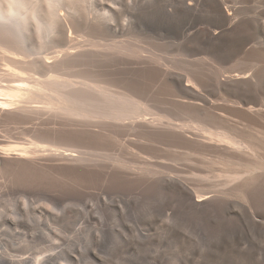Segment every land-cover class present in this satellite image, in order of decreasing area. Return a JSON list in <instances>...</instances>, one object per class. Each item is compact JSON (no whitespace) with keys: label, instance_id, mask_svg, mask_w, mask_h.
Wrapping results in <instances>:
<instances>
[{"label":"rangeland","instance_id":"1","mask_svg":"<svg viewBox=\"0 0 264 264\" xmlns=\"http://www.w3.org/2000/svg\"><path fill=\"white\" fill-rule=\"evenodd\" d=\"M185 1L194 8H185ZM100 2L109 9L100 10ZM18 6L19 26L15 29L24 52L12 56L31 68L43 57L54 61L66 51L60 45L63 31L52 40L44 17H73L77 26L65 35L70 34L80 46H73L69 52L86 49L91 53L78 66L59 73L61 85L82 88L110 103L114 98V104L121 102L129 111L125 110L128 116L65 114L34 117L26 123L0 121L2 140L30 145L41 137L49 149L43 159H55L52 152L59 151L68 160H76L86 174L58 173L55 169L22 174L0 166V264H264V196L257 205L244 202L242 191L237 190L243 179L227 182L220 158L182 137H206L208 126L221 127L227 125L225 121L245 125L239 113L224 108L230 105L228 99L241 102L245 96L264 95V0H228L241 28L238 41L222 46L214 45L205 35L221 18L202 0H18ZM12 15L11 20H15ZM87 19L95 25L94 30L84 27ZM244 41L262 53V58L248 60L239 55L238 45ZM0 44L3 48L6 44L2 37ZM0 60V69H4L1 54ZM218 71L223 76L258 74L261 83H256L253 92L224 95L217 82ZM172 73L196 76L200 80L197 89L203 93L194 96L171 83L168 79ZM34 77L41 82L48 80L44 74ZM220 107L222 111H217ZM195 116L205 117L203 123L198 118L193 120ZM69 136L80 142L68 140ZM49 163L45 162L47 168H54V163ZM188 188L190 193L212 201L197 207Z\"/></svg>","mask_w":264,"mask_h":264},{"label":"bare ground","instance_id":"2","mask_svg":"<svg viewBox=\"0 0 264 264\" xmlns=\"http://www.w3.org/2000/svg\"><path fill=\"white\" fill-rule=\"evenodd\" d=\"M7 8L5 9L3 6V1L0 0V40L1 37L4 39V48L1 46L0 50L1 55L3 56V60L5 61L3 67L4 69H0V121L7 122L16 120L18 122H25L28 119L34 117H42V116H51V117H63L65 114H76L82 116H90L94 115L95 117L99 116L98 113L112 114L117 113L123 114L126 111H129L125 108L124 105L118 103L107 102L105 99H101L100 97H95V95H89L87 92L82 90V88H72L66 89L61 85V82L58 79L59 73L66 69H72L78 66L81 62H83L90 55V51L83 49L79 53L69 52V49L73 48V46L79 45V42H75L76 39L73 37L65 35L66 31L71 27L77 26V21L73 17H65L64 15H58L57 20L53 18L52 15H48L44 17L45 25L47 28V32L51 35V39L54 40L56 35L59 34V31H63L62 44L63 47L66 48L64 54L61 56H56L54 61L48 62L46 61L47 57H43L38 59L35 62V68H31L29 63L21 60V58H16V55H23V48L20 43L17 41L18 39V31L15 29L19 24L17 23V15H18V0H4ZM144 1V0H143ZM204 2L210 3L213 6V10L220 16L221 21L217 25H215L211 30H206L205 35L208 39L213 42L216 46H222L223 44H228L231 41H238V34L241 26L236 21V10L230 9L228 7V0H202ZM232 1V0H231ZM250 1V0H249ZM146 2V1H145ZM186 2V1H185ZM244 2V1H243ZM252 2V1H251ZM248 3V2H247ZM251 4V3H250ZM100 10L109 9L102 2L98 4ZM97 6V7H98ZM183 6V5H182ZM199 6V5H198ZM197 6V7H198ZM184 7L187 9L194 8L193 3H184ZM231 7V6H230ZM183 9V8H182ZM239 8H237L238 10ZM195 10V9H194ZM184 11V10H182ZM191 11V10H190ZM239 12V10H238ZM241 12V11H240ZM12 16H15V20H11ZM210 14V13H209ZM214 14V13H213ZM239 14V13H238ZM243 14V13H242ZM239 17V16H238ZM241 18V17H240ZM243 20V19H242ZM242 20L240 22H242ZM246 21V20H245ZM21 23V22H20ZM217 23V22H216ZM211 24V23H209ZM213 24V23H212ZM16 26V27H15ZM82 27V26H81ZM84 27L89 30H94L95 25L91 20L87 19L84 23ZM60 28V29H59ZM211 28V27H210ZM59 29V30H58ZM244 33V32H243ZM47 34V35H48ZM45 35V34H44ZM48 35V36H49ZM72 35V33H71ZM91 35V34H90ZM247 35V34H246ZM94 36V35H93ZM111 36V35H110ZM59 37V35H58ZM57 38V37H56ZM92 38V37H91ZM99 38V35L97 36ZM56 40V39H55ZM92 40V39H91ZM100 40V39H99ZM98 40V41H99ZM252 40V39H251ZM52 42V41H51ZM55 44L56 41H54ZM53 43V42H52ZM61 43V42H60ZM238 44V43H237ZM54 45V44H53ZM80 46V45H79ZM253 46V45H252ZM28 47V46H27ZM51 47V46H50ZM84 47V46H83ZM62 48V47H61ZM59 49V48H58ZM76 49V48H75ZM79 49V48H78ZM82 49V48H81ZM5 50V52L3 51ZM63 50V49H61ZM78 51V50H77ZM123 51V50H122ZM95 53V52H94ZM238 53L239 55L247 58L248 60L260 59L262 58V53H257L253 50L251 46L248 45L246 41L241 42L238 45ZM7 54L11 55L8 56ZM14 55V56H12ZM53 55V54H51ZM50 55V57H51ZM217 55V54H216ZM47 56V55H46ZM96 56V54H95ZM218 56V55H217ZM19 57V56H18ZM23 57V56H22ZM54 57V56H52ZM91 57V56H90ZM145 57V56H144ZM2 58V57H1ZM121 58V57H120ZM125 58V57H124ZM122 57V60L124 59ZM162 58V57H161ZM23 59V58H22ZM2 60V61H3ZM49 60V59H48ZM89 60V59H88ZM1 61V60H0ZM137 62L139 60H136ZM246 61V60H245ZM87 62V61H86ZM133 62V61H132ZM137 62H134L137 64ZM163 62H165L163 60ZM206 62V61H205ZM251 62V61H250ZM141 63V60L139 61ZM138 63V64H139ZM144 63V62H143ZM147 62H145L146 64ZM150 62H148L149 65ZM200 63V62H199ZM134 64L133 66H135ZM153 64V63H152ZM206 64V63H205ZM213 64V63H212ZM245 64V63H244ZM259 64V63H258ZM143 65L144 64H139ZM138 65V66H139ZM243 65V64H242ZM248 66V65H247ZM246 66V67H247ZM146 67V66H145ZM154 67V66H153ZM152 67V68H153ZM157 67V66H155ZM259 67V66H258ZM135 68V67H134ZM150 68V67H149ZM148 68V69H149ZM185 68V67H184ZM147 69V67H146ZM145 69V70H146ZM147 69V70H148ZM161 70V67L159 68ZM163 69V68H162ZM172 69V67H171ZM186 69V68H185ZM196 69V68H195ZM217 69V68H216ZM151 70V69H149ZM175 70V69H174ZM218 70V69H217ZM120 71V70H119ZM132 71V70H131ZM153 71V70H152ZM212 71V70H211ZM215 71V70H214ZM236 71V70H235ZM106 72V71H105ZM139 72V70L137 71ZM148 72V71H147ZM163 72V71H162ZM168 72V71H167ZM207 72V71H206ZM113 73V72H111ZM110 73V74H111ZM115 73V72H114ZM135 73V72H133ZM155 73V72H154ZM157 73V72H156ZM155 73V74H156ZM160 73V72H159ZM165 73V72H164ZM163 73V74H164ZM176 74V72H173ZM170 74L169 79L171 83L176 85H181L182 88L191 93L194 96H199L203 91H198L197 82L199 78L196 79L193 77H189L190 73L186 77H180L175 74ZM196 74V72L194 71ZM192 72L191 75L194 74ZM200 73V72H199ZM245 73V71H244ZM259 73V72H258ZM37 74L48 75V80L41 82L34 77ZM72 74V73H71ZM106 74V73H105ZM108 74V73H107ZM116 74V73H115ZM149 74V73H148ZM161 74V73H160ZM203 74V73H202ZM217 74V82L220 88L224 91V95L227 94L229 96H233L235 93H248L249 91L254 90L253 87L256 86V83L259 82V75H245L239 73V76L230 75L223 76V74L218 71ZM260 74V73H259ZM78 75V74H77ZM140 75V74H139ZM151 75V74H150ZM190 75V76H191ZM198 75V72H197ZM208 75V74H207ZM115 76V75H114ZM147 76V75H146ZM165 76V75H164ZM168 76V75H167ZM204 74L200 78L203 79ZM209 76V75H208ZM75 77V76H74ZM148 77V76H147ZM152 77V76H151ZM208 78L207 76H205ZM204 77V78H205ZM162 78V77H161ZM211 78V77H209ZM208 78V79H209ZM214 78V77H213ZM120 79V78H119ZM154 79V78H153ZM163 79V78H162ZM111 80V79H110ZM118 80V79H117ZM147 80V79H145ZM261 80V79H260ZM85 81V80H84ZM108 81V80H107ZM151 81V80H150ZM157 81V80H156ZM159 81V79H158ZM200 81V80H199ZM210 81V80H207ZM130 82V81H129ZM165 82V81H164ZM202 82V81H201ZM216 82V81H214ZM264 82V81H263ZM3 83V85L1 84ZM97 83V82H95ZM163 83V82H162ZM204 83V81H203ZM202 83V84H203ZM213 83V80H212ZM261 83V81L259 82ZM103 84V83H102ZM120 84V83H119ZM147 84V83H146ZM156 84V83H155ZM165 84V83H163ZM215 84V83H214ZM260 85V84H259ZM157 86H159L157 84ZM209 86V85H208ZM217 86V85H216ZM173 87V86H172ZM149 88V87H148ZM163 88V87H162ZM209 88V87H208ZM95 89V88H94ZM102 89V88H101ZM99 89V90H101ZM105 89V88H104ZM165 89V88H164ZM257 89V88H256ZM259 89V88H258ZM257 89V90H258ZM264 89V87H263ZM109 90V89H108ZM125 90V89H124ZM160 90V88H159ZM167 91V90H166ZM168 91H170L168 89ZM220 91V89H218ZM256 91V90H255ZM98 92V91H97ZM105 92V91H104ZM109 92V91H108ZM125 92V91H124ZM164 92V91H163ZM200 92V93H199ZM221 92V91H220ZM253 92V91H252ZM263 92V91H262ZM92 93V90H91ZM113 93V92H112ZM174 93V92H173ZM203 93V92H202ZM257 93V91L255 92ZM95 94V93H94ZM104 94V93H103ZM170 94V93H169ZM258 94V93H257ZM100 95V94H99ZM106 95V94H105ZM108 95V94H107ZM110 95V94H109ZM124 95V94H123ZM162 94H160L161 96ZM190 95V94H189ZM203 95V94H201ZM223 95V94H222ZM238 95V94H237ZM255 95V94H254ZM4 96V98H3ZM111 96V95H110ZM113 96V95H112ZM126 96V95H125ZM159 96V97H160ZM107 97V96H106ZM202 97V96H201ZM205 97V96H204ZM264 95L260 94L255 97L245 96L244 100L241 102H237L234 100L228 99L230 105L224 106V108H229L230 110L239 113L241 115V119L245 122V125H237L234 123H227V125H222L221 127H209L204 131L199 130L198 132L206 133V137L204 136H194L187 137L182 134V137L187 139L189 142L198 143L202 148L212 151L216 154L218 159L222 161V173L224 177L227 179V182L231 183L234 179H243L242 183L238 185L237 190L242 191L243 193V201L250 202L253 205H257V201H259L264 196ZM105 98V97H104ZM112 98V97H111ZM116 98V97H115ZM203 98V97H202ZM243 98V97H242ZM110 99V97H109ZM183 99V98H182ZM224 99V98H223ZM117 100V99H116ZM162 100V99H161ZM196 100V99H195ZM217 101V100H216ZM223 101V100H222ZM221 101V102H222ZM184 103V102H183ZM141 104V103H140ZM156 104V103H155ZM182 104V103H181ZM189 104V103H188ZM187 104V105H188ZM185 105V106H187ZM213 105V104H212ZM219 106V104H218ZM188 107V106H187ZM213 107V106H212ZM150 108V107H149ZM180 108V107H179ZM196 108V107H195ZM210 108V107H209ZM189 110V108H187ZM198 109V108H197ZM203 109V108H202ZM155 110V109H154ZM158 110V108H157ZM217 111H222V108H217ZM194 111V109H193ZM197 111V110H196ZM207 111V110H205ZM162 112V111H161ZM178 112V111H177ZM183 112V111H182ZM186 112V111H185ZM192 110L190 111V113ZM216 112V111H215ZM149 113V112H148ZM165 113V112H164ZM176 113V112H175ZM194 114V112H192ZM217 113V112H216ZM172 114V113H171ZM126 115V113H125ZM176 115V114H175ZM179 115V114H178ZM202 115V114H201ZM214 115V114H213ZM101 116V115H100ZM110 116V115H109ZM120 116V115H119ZM118 116V117H119ZM128 116V115H126ZM159 116V115H158ZM162 116V115H161ZM168 116V115H167ZM200 116V114H199ZM199 116L193 117V120L196 118L200 119ZM93 118V116H91ZM90 117V119H92ZM107 117V116H105ZM104 117V119H105ZM125 117V116H124ZM122 116V118L124 119ZM181 117V116H180ZM208 117V116H207ZM206 117V118H207ZM85 118V117H84ZM114 118V117H113ZM115 118L117 116L115 115ZM202 118V117H201ZM205 118V117H204ZM203 119H200L201 122ZM62 119V118H61ZM97 119V118H96ZM107 119V118H106ZM153 119V118H152ZM215 119V118H214ZM212 119V120H214ZM35 120V119H33ZM66 120V119H65ZM199 120V121H200ZM206 120V119H205ZM209 120V119H208ZM207 120V121H208ZM211 120V121H212ZM15 121V122H16ZM43 121V120H42ZM47 121V120H46ZM63 121V120H62ZM68 121V120H66ZM71 121V120H70ZM77 121V120H75ZM103 121V120H102ZM147 121V120H146ZM153 121V120H152ZM221 121V120H220ZM240 121V120H239ZM13 122V121H12ZM31 122V121H30ZM51 122V121H50ZM57 122V121H56ZM82 122V121H81ZM150 122V121H149ZM198 122V121H196ZM219 122V120H218ZM10 123V122H9ZM26 123V122H25ZM28 123V122H27ZM41 123V122H39ZM43 123V122H42ZM52 123V122H51ZM78 123V122H77ZM80 123V122H79ZM86 123V122H85ZM180 123V122H178ZM203 123V122H202ZM200 123V124H202ZM208 123V122H207ZM237 123V122H235ZM21 124V123H17ZM65 124V123H64ZM62 124V125H64ZM68 123L66 122V125ZM83 124V123H82ZM87 124V123H86ZM95 124V123H94ZM101 124V123H100ZM107 124V123H104ZM111 124V123H110ZM141 124V123H140ZM183 124V123H182ZM181 124V125H182ZM206 124V122H205ZM210 124V123H209ZM208 124V125H209ZM212 124V123H211ZM225 124V123H224ZM48 125V124H47ZM46 125V126H47ZM58 125V123H57ZM65 125V126H66ZM69 125V124H68ZM67 125V126H68ZM71 125V124H70ZM139 125V124H138ZM150 125V124H149ZM155 125V124H154ZM170 125V124H169ZM180 125V124H179ZM186 125V124H185ZM192 125V124H191ZM217 125V124H216ZM42 126V125H40ZM52 126V125H51ZM60 126V125H59ZM64 126V127H65ZM74 126V124H73ZM141 126V125H140ZM147 126V125H146ZM204 126V124H203ZM207 126V125H206ZM215 126V127H214ZM62 127V126H61ZM78 127V126H77ZM87 127V126H84ZM94 127V126H93ZM92 127V128H93ZM102 127V126H101ZM144 127V126H142ZM150 127V126H149ZM157 127V126H156ZM178 127V126H177ZM185 127V126H184ZM54 129V127H52ZM57 128V127H56ZM59 128V127H58ZM57 128V129H58ZM79 128V127H78ZM82 128V127H81ZM90 128V127H89ZM95 128V127H94ZM98 128V127H97ZM100 128V127H99ZM146 128V127H145ZM36 129V128H35ZM45 129V128H44ZM52 129V130H53ZM60 129V128H59ZM64 131L62 132H65ZM76 129V128H75ZM80 129V128H79ZM108 129V128H107ZM175 129V128H174ZM38 130V129H37ZM48 130V127H47ZM46 130V131H47ZM51 130V131H52ZM62 130V129H60ZM148 130V129H147ZM153 130V129H151ZM161 129H158V131ZM43 131V130H42ZM54 131V130H53ZM58 131V130H57ZM77 131V130H76ZM75 131V132H76ZM85 130H82V132ZM88 131V130H87ZM86 131V133H88ZM93 133L95 132L92 130ZM111 131V130H110ZM128 131V130H127ZM149 131V130H148ZM155 131V130H154ZM157 131V132H158ZM12 132V131H11ZM61 132V131H59ZM58 132V133H59ZM68 132V130H67ZM74 132V133H75ZM80 132V130H78ZM108 132V131H107ZM164 131H162L163 133ZM55 133V132H54ZM72 133V134H74ZM120 133V131H119ZM137 132H135L136 134ZM155 133V132H154ZM170 133V132H169ZM175 133V132H171ZM170 133V134H171ZM180 133V132H179ZM179 133L177 134L178 136ZM188 133V132H186ZM50 134V133H49ZM64 134V133H63ZM70 134V133H69ZM76 134V133H75ZM80 134V133H79ZM83 133H81L82 135ZM101 134V133H99ZM97 132V135H99ZM122 134V133H121ZM125 134V133H124ZM139 134V133H138ZM137 134V136H139ZM144 134V133H143ZM157 134V133H155ZM161 134V132L159 133ZM193 134V133H192ZM196 134V133H195ZM41 135V134H40ZM78 134H76L77 136ZM117 135V134H116ZM123 135V134H122ZM121 135V137H122ZM130 135V134H129ZM142 135V134H141ZM165 135V134H164ZM172 135V134H171ZM188 135V134H187ZM190 135V134H189ZM60 136V135H59ZM57 136V137H59ZM65 136V135H63ZM62 136V138H63ZM85 137V133L83 135ZM88 136V135H87ZM102 136V135H101ZM125 136V135H124ZM136 136V137H137ZM143 136V135H142ZM154 136V135H153ZM157 136V135H156ZM174 136V134H173ZM177 136V137H178ZM191 136V135H190ZM47 137V136H46ZM74 137V136H73ZM68 138L74 140L75 138ZM80 137V136H79ZM78 137V138H79ZM82 137V138H84ZM130 137V136H129ZM148 137V136H147ZM168 137V136H167ZM52 139H57L51 136ZM81 138V137H80ZM125 138V137H124ZM149 138V137H148ZM180 139V137H178ZM93 140V138H91ZM90 139V141H92ZM117 139V138H116ZM150 139V138H149ZM158 139V138H157ZM67 140V139H66ZM77 138L75 139V141ZM151 140V139H150ZM154 140V139H153ZM34 142H30V145L26 143H13L9 141L2 140L0 138V166L8 169L15 170L17 172H21L22 174H40V173H49V171L53 172L54 169L60 173H75L84 172V168L82 169L77 163L76 160H68L65 157L61 156V152H52L55 159L47 160L43 159V154L49 149L45 148L41 137L33 139ZM61 141V140H60ZM65 141V140H64ZM78 141V140H77ZM83 141V139H82ZM86 141V140H85ZM110 141V140H109ZM115 141V140H114ZM165 141V140H164ZM169 141V140H168ZM55 142V141H54ZM69 142V141H68ZM80 142V141H78ZM89 142V141H88ZM125 142V141H124ZM156 142V140H155ZM61 143V142H60ZM71 143V141H70ZM73 143H75L73 141ZM83 143V142H82ZM92 143V142H91ZM94 143V142H93ZM88 144V143H87ZM114 144V143H113ZM167 144V143H166ZM189 144V143H188ZM116 144H114L115 146ZM91 148V145H89ZM95 146V145H94ZM92 146L93 150L96 151L95 147ZM117 146V145H116ZM129 146V145H128ZM178 146V145H177ZM119 147V146H118ZM121 147V146H120ZM197 147V145H196ZM54 148V147H53ZM59 148V147H58ZM113 148V147H112ZM149 148V147H148ZM78 149V148H77ZM109 149V148H108ZM114 149V148H113ZM163 149V148H162ZM201 149V148H200ZM89 150V149H88ZM151 149H149L150 152ZM174 150V149H173ZM112 151V149H111ZM124 151V150H123ZM207 151V152H208ZM166 152V151H165ZM199 152V151H198ZM141 153V152H140ZM117 154V153H116ZM132 154V153H131ZM46 155V154H45ZM123 155V154H122ZM129 155V154H128ZM169 155V154H168ZM178 155V154H177ZM205 155V154H204ZM120 156V155H119ZM123 157V156H122ZM157 157V156H156ZM132 158V157H131ZM129 158V159H131ZM141 158V157H140ZM71 159V158H70ZM77 159V158H76ZM133 159V158H132ZM165 159V158H164ZM136 160V159H135ZM138 160V158H137ZM212 160V159H211ZM54 163V168H47V164L45 162ZM139 161V160H138ZM156 161V160H155ZM171 161V160H170ZM132 162V161H131ZM175 162V161H174ZM50 164V163H49ZM132 164V163H131ZM216 164V163H215ZM90 165V164H89ZM92 165V164H91ZM142 165V164H141ZM168 165V164H167ZM86 166V165H85ZM100 166V165H98ZM106 166V165H105ZM94 167V166H92ZM108 168V167H107ZM178 168V167H177ZM196 168V167H195ZM53 169V170H47ZM93 170V169H91ZM172 170V168H171ZM210 170V169H209ZM96 171V170H95ZM206 171V170H205ZM88 172V170H87ZM86 172V173H87ZM92 172V171H91ZM100 172V171H99ZM161 172V171H160ZM189 172V171H188ZM96 173V172H94ZM138 173V172H137ZM197 173V172H196ZM92 174V173H89ZM98 174V173H97ZM108 174V173H107ZM112 174V173H111ZM175 174V173H173ZM180 174V173H179ZM183 174V173H182ZM51 175L52 174H48ZM56 175V174H55ZM86 175V174H85ZM84 175V176H85ZM124 175V174H123ZM215 175V174H214ZM31 176V175H30ZM46 176V174H45ZM83 176V175H78ZM89 176V175H88ZM200 176V175H199ZM221 176V175H220ZM33 177V176H32ZM60 177V176H59ZM104 177V176H102ZM219 177V176H218ZM83 178V177H82ZM109 179V177H107ZM136 179L138 177H135ZM141 178V177H140ZM223 178V177H222ZM121 179V178H120ZM143 179V178H142ZM155 179V178H154ZM153 179V180H154ZM159 179V178H158ZM81 180V179H80ZM90 180V179H89ZM147 180V179H144ZM150 180V178H149ZM217 180V179H216ZM77 181V180H76ZM118 181V179H117ZM165 181V180H164ZM226 181V180H225ZM235 182V181H234ZM82 183V182H81ZM206 183V182H205ZM238 184V182H236ZM235 183V184H236ZM240 183V182H239ZM84 184V183H83ZM95 184V183H94ZM99 184V183H98ZM150 184V183H149ZM155 184V183H154ZM180 184V183H179ZM182 184V183H181ZM86 185V184H85ZM127 185V184H126ZM142 185V184H141ZM217 185V184H216ZM226 186V185H225ZM233 186V185H232ZM223 187V186H222ZM141 188V187H140ZM231 188V187H229ZM228 188V189H229ZM134 189V188H133ZM190 189V188H188ZM187 191V189H185ZM224 190V189H223ZM227 190V189H226ZM191 189L189 190L190 193ZM232 191V190H231ZM235 192V191H232ZM227 193V192H226ZM241 192H239L240 194ZM241 196V195H240ZM190 198L194 205L197 207H204L212 201V198H203L202 196H197L196 194L190 193ZM240 198V197H238ZM241 203V202H240ZM213 204V203H212ZM218 204V203H217ZM239 204V202H238ZM243 204V202H242ZM240 205V204H239ZM245 205V203H244ZM248 205V204H247ZM246 205V206H247ZM263 205V204H262ZM220 206V205H219ZM249 207V206H248ZM247 207V208H248ZM246 209V208H245ZM253 210V209H252ZM251 210V212H252ZM247 213V212H246ZM258 213V212H257ZM256 213V214H257ZM255 214V213H254ZM244 215V214H243ZM249 216V214H248ZM254 216V215H253ZM252 216V217H253Z\"/></svg>","mask_w":264,"mask_h":264}]
</instances>
